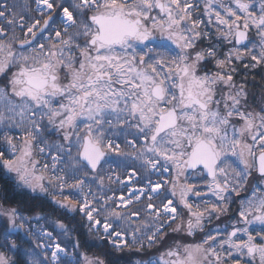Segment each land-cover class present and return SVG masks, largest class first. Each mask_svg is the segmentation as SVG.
Listing matches in <instances>:
<instances>
[{
    "label": "snow or ice",
    "instance_id": "obj_1",
    "mask_svg": "<svg viewBox=\"0 0 264 264\" xmlns=\"http://www.w3.org/2000/svg\"><path fill=\"white\" fill-rule=\"evenodd\" d=\"M232 2L235 8L225 0H204L208 23L214 18L221 37L243 46H234L223 58H217L214 46L190 51L202 36H208L200 30L204 21L193 18L199 7L193 0H67V5L64 0H36L48 10L42 27H38L41 20L28 24L23 15L0 5V74L10 66L18 68L9 81L10 92L0 89V125L22 130L19 143L12 135L3 136L0 167L14 174L18 186L33 193L57 189L59 196L53 199L61 208L76 211L79 204V211L117 250L152 247L167 235L165 227L189 236L203 231L206 220L226 212L227 194L239 195L253 169L264 181V109L241 111V100L247 94L242 85L233 83V61L246 55L253 62L251 67L264 65V0L259 15L250 11V3ZM56 9L61 11L62 29H53L54 35L46 43L33 44L37 31L49 28ZM154 10L163 15L153 16ZM17 28L24 31L23 39L16 36ZM250 28L256 30L259 44L248 47L245 41ZM210 58L215 59L218 70L199 72L201 62ZM220 86L229 91H218ZM234 116L243 121L241 126L231 123ZM48 128L62 132L64 143L52 146L43 141L42 133ZM117 135L125 137L131 152L114 143L112 137ZM129 135L135 139L128 140ZM53 147L57 154L49 157L50 163H41L38 154L51 152ZM112 153L138 160L162 177L171 176L151 185L153 195L163 197L162 206L148 204L153 221L150 227L144 225V231L132 227L131 217L138 218L139 212L127 217L126 229L114 228L109 217L126 219L119 206L109 209L108 201L100 196V207H93L96 194L90 187L86 192L85 181L79 178L80 173L88 175V170L95 173L102 161L109 163L105 158ZM205 173L211 178L208 190L221 203L204 200L202 207L189 201V195L201 197L204 193L188 181ZM95 179L103 186L104 177ZM162 188L167 191H160ZM65 189L76 192L66 195ZM169 196L178 202L173 204ZM130 203L131 199L120 200L125 207ZM101 212L106 213L103 222L97 219ZM4 214L14 228L23 227L16 224L15 209ZM239 217L243 227H233L226 239H217L219 231L209 232L202 242L177 243L148 264H224L225 246L228 257L234 249L264 264V188L256 187L249 198L240 201ZM253 225L261 229L255 235L249 230ZM60 227L65 226L60 223ZM238 233L247 239L234 240ZM7 246L14 249L16 244L13 241ZM54 248L53 264H61L59 253L72 255L59 244ZM47 256L45 252L46 260ZM83 261L105 264L100 257L86 254ZM0 264L16 262L0 251ZM30 264L42 261L33 258Z\"/></svg>",
    "mask_w": 264,
    "mask_h": 264
},
{
    "label": "rangeland",
    "instance_id": "obj_2",
    "mask_svg": "<svg viewBox=\"0 0 264 264\" xmlns=\"http://www.w3.org/2000/svg\"><path fill=\"white\" fill-rule=\"evenodd\" d=\"M0 1H2V0H0ZM193 2L198 4L199 6L204 7V0H193ZM225 2L230 3L231 6L233 8H235V4H234V2H232V0H225ZM243 2L249 3L248 0H243ZM35 10H37L40 17H41V10L44 12L43 17H41V18H44L45 15L48 14V10L43 5L38 6L36 3V0H35ZM217 10L222 11L219 8ZM152 15L153 16H162L158 10H154ZM194 15H195V13H193V18L196 19V17H194ZM206 16H207V14H206ZM207 18H208V16H207ZM213 21H215V20H213ZM208 24L209 23H207L206 26H208ZM40 26H41V24L38 27H40ZM206 26H205V23L202 24L200 30L202 32H205V31L207 32ZM53 29H57V30L62 29V25H61L59 19H58V23L57 24L53 23L51 25V27L49 28V30L47 31V33L45 35H43L38 41L40 43H46L47 38L50 35H54V32L52 31ZM252 30H255V29L250 28L249 32H251ZM73 31H75V29H69V32H73ZM207 33H208V36L205 37L206 39L209 38V32H207ZM16 36L20 39H23L24 38V31L17 33ZM2 38L3 37H0V39H2ZM203 38H204V36H202L196 42V48L192 49L190 51L195 52V51L201 50V49H208V48H206V46L202 42ZM82 42L83 41H81V43ZM232 43H233V46H231L230 49H232L234 46L238 47L237 45L234 44V41ZM258 44H259V36H258L257 32H255V39H254L253 43L252 44L248 43L247 46L251 47L252 45H258ZM244 59H246V55L244 56V58L242 60H239V61H243ZM17 70H18V68L16 66H10L6 70L5 73L0 74V89H8L10 92L9 81L12 77V74L14 72H16ZM217 70L218 69L216 67L215 59H211V58L202 61L201 65L199 67V72H201V73L202 72L214 73ZM5 76H9V78H4ZM235 77H236V74L234 72L233 73V80L234 81H235ZM234 84H236L239 87V86L243 85L244 83L239 81V82H235ZM244 91L247 94V91L245 89H244ZM247 95H246V99L241 100V105H240L241 111H245V112H248L246 110L247 109V102L249 103V99H248ZM12 98L17 99V101H18V98H15V97H12ZM217 98H219V97H217ZM221 108H222V105H221ZM250 112L255 113L254 110L250 111ZM231 123L233 125H235L236 127H239L242 125L243 121L240 120L238 117L234 116L231 119ZM81 127H82V125H81ZM5 133L12 135L13 137L17 138L15 141L17 143H19V138L22 137V130L21 129L16 128L14 126L8 127V126L0 125V148H1V150H3L5 148V142L3 140V136L5 135ZM119 137L125 139V137L121 136V135L113 136L112 139H113L114 143H118L117 138H119ZM41 139L43 141H45L48 145H52V146H54L56 144H63L64 143V141L62 139V132H59L54 128H48L47 130H45L42 133ZM127 139L133 140L135 138L133 136L129 135V136H127ZM136 143L139 146L141 144V141L140 140L136 141ZM120 147H121V145H120ZM121 149H123L126 152L132 151L131 148L127 145V143H126L125 147L124 148L121 147ZM5 154L8 155L7 152ZM56 154L57 153L53 147L51 152L46 151V153L43 155L38 154L37 158L41 160V163H44L45 161L50 163L49 157L51 155H56ZM119 159H120V161H123V163H125V160L132 161V159H126L124 157H120V156L116 155L115 153H112V154H110L109 157H106V160H109L110 162L107 164L103 163L102 166L99 168L97 173H92L90 170H88V175L85 176L83 173H80L79 178H81L85 181V185H86L85 191L86 192H87V188L90 187L92 190V193L96 194V200H94L93 204H92L93 207H98V208L100 207V204L98 203L100 196H103L104 199L108 201V208L109 209L116 208L117 206H119L118 210L121 212V214L123 216L126 217V219L124 221L116 220L115 218H112V217H109V219L114 221V223H113L114 228H121L120 230H124L127 228V225L129 223V220L127 219V217H129L130 214L133 213V212H131L130 209H128V207L135 202H140V201L146 199V197L149 198V196L156 198L157 196L153 195V193L151 192V185H153L157 182H160L162 179H171V176L166 175V176L162 177L158 172L148 169L140 161L134 160L136 162V165L142 168V171L144 174H148V172L149 173L151 172V173H154L158 177L157 179H155V181L148 182V184L145 185L144 187H139L135 184V180L139 178V174L136 171H134V170L129 171V175L124 179H120L118 173L114 172V166H115L117 160H119ZM239 167L242 168L243 165H239ZM171 171L174 175V170H171ZM256 174H257V171L255 169H253L251 174L247 178V182L244 184L243 190L240 191L241 195H236L235 193H233V197H234L233 202L237 198H239V199H237V203H238L237 209L238 210L235 211L236 213L233 212V214H232V215L235 214L234 217H231L228 220V222H222L221 226H214V227L208 224V222L210 220H206L205 226H204L205 232L203 233V235L200 238L189 241L190 244H196V243L202 242L203 239L205 238L206 234H208L209 232H212L213 234H215L217 231H219L220 236H218L217 239L218 240L219 239H226L227 234L233 230L232 228H230V225H234L235 227H243V223L240 222V217H239L240 201L243 199L249 198L252 191L256 187L264 188V181H262L261 178L257 179ZM11 176L13 177L14 174H11ZM96 176L104 177L103 186H101L99 184L98 179H95ZM200 178H201V176H194L188 182L189 183H197L196 184L197 188L202 193H204V195L201 197H193V196L189 195V201L194 203V204H201L202 207L204 206L202 203L204 200H207L210 203H221L220 201H218L217 197L212 195V193L208 190V184L210 183L211 178L207 177L203 181H200ZM69 182H72V181H69ZM45 186L47 187V184ZM123 191H124V193H123ZM160 191L164 192L167 190L165 188H162ZM75 192H76L75 189H65L64 190V193L66 195L69 193H75ZM231 193L232 192H229L228 194L231 195ZM34 194H40V195L47 196L55 202V200L53 199V196H59V191L57 189L50 188L48 193H41L39 191V189H37V191ZM228 194H227V196H228L227 210H226V212L221 213L222 217L220 220L223 219L224 213H228L231 209V205L229 206V204H228L229 200H230V196ZM109 197H111L110 200L108 199ZM137 197H139V199H137ZM76 198L79 199L80 197L77 196ZM121 198L125 202L127 200L131 199L132 203L127 204V206L125 207L124 205L120 204ZM60 199H63V197L60 196ZM88 199L90 201H92L93 196L91 194H89ZM172 199H173V204H176L178 202V198H172ZM78 206H80V205L77 204L76 208H78ZM10 209H14V208L0 206V227H2L1 226L2 224L5 225V227H2V228L4 230V233H3L4 237L7 239V241L12 242L16 238L14 233H17V235H19L21 239L26 240V241H24L23 244H20V245H21V249H22L24 255L26 256L29 264H30L31 259H33V258L42 261V264H53V262L51 261V252L55 250L54 245H56V244H59L61 246V248L65 249L66 253L72 254V255H66L65 253H59L60 260H62L63 258L68 259L65 261L62 260L61 264H65V262H67L69 260L73 261V264H76L77 261H78V264H84L83 256L86 253L81 252L78 248H76L78 250L71 252L66 247L62 246L61 243L59 242V240L57 239V237L55 236V234L47 228V226L44 222H42V220L40 219V216H27V215L22 214V213L18 212L17 210H15L17 213L16 224L17 225L22 224L23 227H15L14 228L12 226L10 218L4 214L7 210H10ZM151 211H153V210H150L147 207L146 212L143 215H139L138 218L137 217H131L132 227L133 228L140 227L141 231L145 230L144 225H148L150 227L152 224V221H153V217L149 215V212H151ZM178 211H179V208H178ZM231 211H233V210H231ZM94 215H95V213H94ZM104 216H106V213L101 212V215L98 216L97 219H101L103 222ZM211 219H213V216L211 217ZM249 230L253 232V235H255L256 231H260L261 229H260L259 225H253ZM48 233H51L50 237L47 235ZM69 234H70V232H67L68 236H69ZM238 238L246 240L247 236H245L243 233H238L237 237H235L233 239L237 240ZM258 238L259 237H257V241H258ZM7 241H3L4 245L8 244ZM182 243H180V244H182ZM37 245H43V247H37ZM17 246H18V244H16V247ZM19 248H20V246H19ZM228 250L229 249L227 248V246H225L224 264H237V262H238V264H257V262L251 260V258H249L247 256H241L234 249L231 250V252H232L231 257H228L227 256ZM0 251L4 252L2 247H0ZM45 252H47V254H48L47 260L45 258ZM77 253L79 254L78 256L75 255ZM6 255H8V254H6ZM87 256L93 257L90 255H87ZM8 257H9V255H8ZM9 258L11 259V257H9ZM137 264H142V263H137Z\"/></svg>",
    "mask_w": 264,
    "mask_h": 264
},
{
    "label": "trees",
    "instance_id": "obj_3",
    "mask_svg": "<svg viewBox=\"0 0 264 264\" xmlns=\"http://www.w3.org/2000/svg\"><path fill=\"white\" fill-rule=\"evenodd\" d=\"M64 2L67 5V0H64ZM248 2L252 5L250 11L259 15V5L261 0H248ZM5 4L9 6L11 11H15L17 16L23 15L28 24H31L34 20H41L42 24L43 19H47L48 17V14L45 15L44 18L40 17L37 10H35V0L0 1V5ZM13 5H15V8H12ZM203 8V6L197 7L194 17H196V19L203 20L206 26L208 18ZM0 10H3V8H0ZM53 14L55 16L53 23L57 24L61 15L60 9H56ZM0 23H3L2 19H0ZM206 28L207 32H209V38L206 39L204 37L202 42L206 48L214 46L217 50V58H223V54L229 51L231 46H233V43H229L218 34L215 21H213V23H209ZM19 32L23 31L17 28L16 34ZM255 32V30L250 32L251 37L248 43H253L255 39ZM252 63L253 62L247 56L243 61H233V66L236 68V77L233 82L235 83L240 81L244 83V86H242L247 91V97L249 99L246 110L248 112L254 110L255 113H257L264 109V65H258L253 68L251 67ZM245 65H248V67H245ZM4 78H9V76H5ZM219 91L224 93L223 89H220ZM117 141L122 148L125 147V139L119 137L117 138ZM117 161H120V159ZM132 170L139 174V178L135 180V184L139 187H144L148 184V182L155 181V179L158 178L151 172L144 174L142 168L137 166L134 160H125V163H123V161H121V163L116 162L114 166V172L118 173L120 179L126 178L129 175V171ZM206 178V175H203L201 176L200 181H203ZM256 178H261L258 173L256 174ZM165 189L167 190V188ZM169 198L172 199L171 196H169ZM162 199L163 197H152V199L149 200V198L146 197V199L140 202L133 203L128 207V209H130L131 212H139L140 215H143L146 212V208L149 203L156 205L158 208L161 207ZM237 199L231 205L230 211L228 213H224L221 223L228 222L231 217H234L235 214L232 215L233 212L236 213L235 211L238 210ZM0 206L12 207L27 216H40L42 222H44L47 228L55 234L62 246L66 247L71 252L79 249L87 255L100 257L105 261V264H148V262L156 260L167 248L173 247L175 244H180L182 242V244H190L189 241L200 238L205 232L204 229L203 231H198L194 235L189 236L183 231L174 233L171 229L165 227L167 235L164 236L162 242L157 243L152 247L139 248L133 246L123 247L121 250H117L104 236L102 230L96 231V229H94V227L87 220V217L79 211L80 206H78L76 211H69L65 208H61L56 204V202L47 196L34 194L28 189L21 188L14 182L12 176L6 173L2 167H0ZM182 215L186 219L187 211L184 210ZM60 223H63L65 227L61 228ZM1 226L5 227L4 224ZM2 227H0V247L3 248L4 252H6V254H8L9 257L16 262V264H29L20 245L26 240L21 239L17 233H14L16 238L13 241L15 244H18V246L14 249L9 248L7 245L11 242L7 241L4 237V230ZM173 227H175V223H173ZM116 229L120 230L121 228ZM67 232H70L69 236L67 235ZM3 241H7L8 244L4 245ZM146 243L147 242H145V244ZM62 260L65 261L68 259L63 258Z\"/></svg>",
    "mask_w": 264,
    "mask_h": 264
},
{
    "label": "flooded vegetation",
    "instance_id": "obj_4",
    "mask_svg": "<svg viewBox=\"0 0 264 264\" xmlns=\"http://www.w3.org/2000/svg\"><path fill=\"white\" fill-rule=\"evenodd\" d=\"M220 89H223L224 90V93H227L229 91V89L227 87H224V86H220V88L218 90H220ZM228 195L230 196V200H229V203H228L229 206H230V205L233 204L234 197H233V193H231V195L230 194H228ZM239 195H241V194H239ZM221 217H222L221 213L219 215V218H217L215 215H213V219H210V221L208 222V224L211 225V226H213V227L214 226H221V220H220ZM233 227H235V226L234 225H230V228L233 229ZM233 238H235V237H233ZM259 242H260V238H258L257 243H259Z\"/></svg>",
    "mask_w": 264,
    "mask_h": 264
},
{
    "label": "water",
    "instance_id": "obj_5",
    "mask_svg": "<svg viewBox=\"0 0 264 264\" xmlns=\"http://www.w3.org/2000/svg\"><path fill=\"white\" fill-rule=\"evenodd\" d=\"M161 15H163V14L161 13ZM53 20H54V16H52V21H50V23H49V27H50V25L52 24ZM42 26H43V24H42L40 27H42ZM47 30H48V29H45L42 33L39 32V31H37L36 39L33 41V44H35L36 41L38 40V38H39L41 35L45 34V33L47 32ZM247 36H248V39L245 41V44H246V45L248 44L249 37H250V33H249V31H248ZM237 46H238V47H242V46H239V45H237ZM105 159H106V158H105ZM103 163H104V161L101 162V166H102ZM101 166H100V167H101ZM100 167H98V168L96 169L95 173L98 172V170H99ZM201 168H202V166H201ZM198 170H199V169H198ZM189 171H191V170H189ZM205 175H206V173H205ZM206 176H207V175H206ZM207 177H208V176H207ZM208 178H210V177H208Z\"/></svg>",
    "mask_w": 264,
    "mask_h": 264
}]
</instances>
